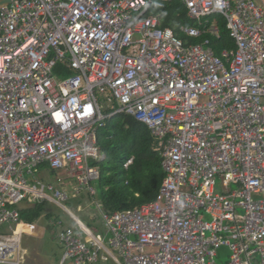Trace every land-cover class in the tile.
<instances>
[{
	"label": "built area",
	"instance_id": "built-area-1",
	"mask_svg": "<svg viewBox=\"0 0 264 264\" xmlns=\"http://www.w3.org/2000/svg\"><path fill=\"white\" fill-rule=\"evenodd\" d=\"M181 1L197 23L183 35L219 38L208 18L223 16L236 49L188 43L154 0L0 9V264H24V202L67 213L73 226L52 224L73 264H218L223 247L226 264H264V0ZM118 114L158 139L166 177L153 202L108 214L97 137ZM85 194L103 233L68 206Z\"/></svg>",
	"mask_w": 264,
	"mask_h": 264
},
{
	"label": "trees",
	"instance_id": "trees-1",
	"mask_svg": "<svg viewBox=\"0 0 264 264\" xmlns=\"http://www.w3.org/2000/svg\"><path fill=\"white\" fill-rule=\"evenodd\" d=\"M151 15L159 17L163 28H172L175 33L191 44H200L205 38L211 40V46L219 56L225 49H236L235 40L231 37L227 21L223 16L209 17L208 27L216 20L220 37L210 35L200 39H191L182 34V27H196L197 23L189 18L188 11L181 0H154ZM98 145L105 155L100 163L101 178L95 183L97 197L104 213L113 214L133 210L144 204L153 202L162 186L166 174L162 167V156L159 151L160 142L150 129L134 117L118 114L109 120L107 126L98 132ZM134 158V163L126 170L124 164ZM86 194L77 201H70L72 210H77ZM90 198V197H89ZM92 199V198H90ZM49 203L30 204L24 202L20 207L21 220L25 229L43 224L56 233L50 222L53 214L47 210ZM83 205V204H82ZM83 206L87 207L86 204ZM90 208V205H88ZM81 221L94 232L92 219L84 214ZM99 232V231H97Z\"/></svg>",
	"mask_w": 264,
	"mask_h": 264
},
{
	"label": "rangeland",
	"instance_id": "rangeland-1",
	"mask_svg": "<svg viewBox=\"0 0 264 264\" xmlns=\"http://www.w3.org/2000/svg\"><path fill=\"white\" fill-rule=\"evenodd\" d=\"M59 174H61V173H59ZM217 189H218V191H221V185L219 182L217 185ZM82 204L87 205V210H85L84 214H88V216H90V218L92 219V224L94 227V233H97V231H99L101 233L105 232V230H106L105 223L103 221V218L101 216V213H100L97 205L95 204L94 199H90L89 197H85V200L82 202ZM46 205H47V210H49L53 214L54 218H62L64 222L60 219H56L54 221L60 220L64 223V225L66 227H71L74 225V222L70 219V217L67 215V213L62 208L57 207V206L50 204V203L46 204ZM88 205H90V209H89ZM68 206L70 207V204H68ZM74 212L80 218H84V216H86V215H83L82 213H79L77 210H74ZM30 227H31V229L28 231H25L24 233L36 235L38 233V231L40 230L36 226H30ZM54 229L56 230L55 236L57 239V233L59 232V229L57 227ZM35 241H36V239H33V237L25 236V240L21 245L22 252L25 254V250L27 249L26 247H28L31 243H34ZM57 241H58V239H57ZM47 242H48V239L46 238L43 243H47ZM49 247L51 248L52 251H54L57 254V257L61 258L62 250L54 238H53V243L51 245L49 244ZM62 247H63V250H65V246H62ZM229 254H230L229 249L226 247H223L219 251L220 258L217 259V263L218 264H226L228 257H229ZM62 259H63V256L61 258V261H62ZM70 261L71 260H68L64 264H70ZM98 264H116V263H114V261L111 260L109 262H100Z\"/></svg>",
	"mask_w": 264,
	"mask_h": 264
},
{
	"label": "crops",
	"instance_id": "crops-1",
	"mask_svg": "<svg viewBox=\"0 0 264 264\" xmlns=\"http://www.w3.org/2000/svg\"><path fill=\"white\" fill-rule=\"evenodd\" d=\"M58 219L63 221L62 218H58ZM54 220L51 221L50 223L52 224ZM23 225H27V224L23 223ZM36 227L40 229L36 235L25 233L23 236L22 243L25 240V236L33 237V239H36V241L34 243H31L28 247H26L27 249L25 250V254L22 252L21 249L22 262L24 264H64L65 262H67L68 260H64L65 250H63L62 247L63 245L59 241H57L55 236L56 234H54V232L51 231L50 229L46 228L43 224H40V226H36ZM30 229L31 227L25 229L24 232ZM46 238L48 239V242L43 243ZM53 238L55 239V241L62 250V256H63L62 261H61L62 256L61 258L57 257V254L54 251H52L51 248L49 247V244L51 245L53 243ZM109 261H101V262H109ZM70 264H73V262L70 261Z\"/></svg>",
	"mask_w": 264,
	"mask_h": 264
},
{
	"label": "water",
	"instance_id": "water-1",
	"mask_svg": "<svg viewBox=\"0 0 264 264\" xmlns=\"http://www.w3.org/2000/svg\"><path fill=\"white\" fill-rule=\"evenodd\" d=\"M17 1H21V0H0V9L4 8V7H8L12 4H14ZM82 224V223H81ZM84 225V224H83ZM86 228V227H85Z\"/></svg>",
	"mask_w": 264,
	"mask_h": 264
},
{
	"label": "bare ground",
	"instance_id": "bare-ground-1",
	"mask_svg": "<svg viewBox=\"0 0 264 264\" xmlns=\"http://www.w3.org/2000/svg\"><path fill=\"white\" fill-rule=\"evenodd\" d=\"M24 228H25L24 225H21L20 228H19L20 232L24 233V230H25Z\"/></svg>",
	"mask_w": 264,
	"mask_h": 264
}]
</instances>
